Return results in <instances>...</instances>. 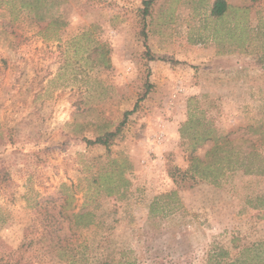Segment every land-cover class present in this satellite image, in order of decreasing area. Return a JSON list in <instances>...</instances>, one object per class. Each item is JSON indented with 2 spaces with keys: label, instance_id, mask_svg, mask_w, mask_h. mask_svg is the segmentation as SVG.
Wrapping results in <instances>:
<instances>
[{
  "label": "rangeland",
  "instance_id": "obj_1",
  "mask_svg": "<svg viewBox=\"0 0 264 264\" xmlns=\"http://www.w3.org/2000/svg\"><path fill=\"white\" fill-rule=\"evenodd\" d=\"M22 1L0 0V264H206L214 246L229 259L264 241V174L167 169L188 167L191 109L261 135L247 127L264 124V0L220 17L215 0H154L145 17V0ZM49 220L64 253L39 241Z\"/></svg>",
  "mask_w": 264,
  "mask_h": 264
},
{
  "label": "trees",
  "instance_id": "obj_2",
  "mask_svg": "<svg viewBox=\"0 0 264 264\" xmlns=\"http://www.w3.org/2000/svg\"><path fill=\"white\" fill-rule=\"evenodd\" d=\"M153 1L154 0L144 1V17L150 14L149 8ZM45 2L46 0H34L33 2L23 0L20 7L22 10L30 9L34 11L40 8L41 4ZM227 8L228 3L226 0H215L212 6V15L220 17L226 12ZM49 11L50 9L47 7L44 13L42 12L41 15H35V18H37L38 21H42L49 14ZM129 113L130 111L127 112L126 115ZM124 124V122H120L115 131H108L105 136L97 137L95 140L96 143L108 146L109 140L119 134ZM262 127L264 128V124H260L259 126L249 125L247 127L248 131L253 135L258 134V132L261 133V135L256 138H253V136L245 138L244 134L236 136L238 129L233 132L223 133L214 125L213 119L207 117H205V119L204 117L203 119L197 118L194 110L191 109L188 120L180 128L181 138L183 140H188L191 144L188 167L182 169L169 163L167 168L169 175L174 181L192 176L208 180L213 184H218L228 172H233L237 169H243L246 173L257 172L264 174V151H262L259 146V142L264 144V133H262L264 130H261ZM207 141L212 142V145L205 154L203 156L195 154L197 148L204 145ZM245 144H247V146H245ZM254 161L259 163V168L257 170L250 168L252 167L250 165H252ZM2 171L3 170L0 169V174H3ZM95 181H98V178H95ZM107 193L108 195L112 194L110 190H108ZM175 195H177V192L172 191L167 193L166 197H174ZM159 199L161 198H156L154 200L153 208L159 205ZM154 211H156L155 208ZM73 215L78 219L77 224L88 226L92 223V212H77ZM53 225L54 223L51 220L45 224L39 241L51 246L57 245L59 254H61L66 251V246L62 244V236L57 234ZM31 242H29V244ZM29 244L22 243L21 247L24 246L27 248ZM235 247L236 245L234 248ZM238 249V254L228 259V257H230V252L228 250L221 246H214L208 252L206 264H264V241L255 243L251 247H239ZM23 257V252H21V256L18 258L16 264H27L24 262ZM120 263L134 264V262L130 260ZM102 264H111V262L110 260H106Z\"/></svg>",
  "mask_w": 264,
  "mask_h": 264
}]
</instances>
